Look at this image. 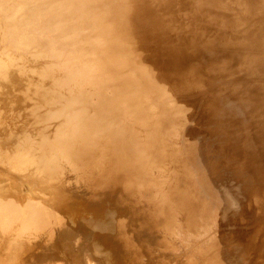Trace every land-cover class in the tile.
Here are the masks:
<instances>
[{
    "label": "rangeland",
    "instance_id": "1",
    "mask_svg": "<svg viewBox=\"0 0 264 264\" xmlns=\"http://www.w3.org/2000/svg\"><path fill=\"white\" fill-rule=\"evenodd\" d=\"M104 1L100 7L108 14L105 20L115 25L126 53L118 59L95 51L109 43L94 30L100 23L94 8L82 17L78 0H0V127H4L0 129V209L13 216L0 224V264H220L209 239L203 237L206 228L188 227L163 197L149 201L143 195L138 187L143 175L159 184L170 182L174 188L179 179L196 177L199 182L193 181L185 191L192 195L209 188L217 196L224 209L213 211L214 221L235 211L238 193L249 204L250 213L241 214L246 221L241 219L237 227L232 223L221 227L217 222L219 226L210 228L216 235H230L228 247H234L239 234L237 241L242 234L245 242H261L250 244V257L237 262L250 264L255 259L264 264L259 255L264 250V18L258 15L264 8H259V0H245L240 5L245 10L237 14V3L232 4L234 10L224 11L222 17L225 32L215 30L214 42L216 10L211 1L192 0L185 6L177 0L169 16L153 9L140 23L128 16L120 0ZM176 6L186 13L185 21L180 16L184 14H175ZM186 17L192 20L188 29L198 42L195 35L189 39L180 34ZM82 19H87L81 24L83 31L76 26ZM138 33H146L148 39ZM199 50L206 52L204 58L200 59ZM210 51L219 62L216 74L206 68ZM173 52L179 53L186 67H196L202 74L199 85L188 79L183 82L188 72L181 79L170 69L175 64ZM157 69L169 73L173 84L158 78ZM110 73L123 78L127 93L135 96L140 108L146 106L145 115L137 116L133 110L125 116L104 115V100L117 92ZM113 122L129 136L128 142L142 148L139 159L125 154L129 148L118 143L123 134ZM200 145L208 150H197ZM203 151L210 164L199 157ZM117 156L120 160H115ZM189 157L195 160L191 166L185 160ZM176 160L193 166L194 174L186 171L180 178L170 167ZM132 185L138 189L130 193ZM198 205L195 217L201 220L205 206ZM230 218L224 221L229 223ZM141 219L151 220L152 226ZM232 258L236 263V256Z\"/></svg>",
    "mask_w": 264,
    "mask_h": 264
},
{
    "label": "bare ground",
    "instance_id": "2",
    "mask_svg": "<svg viewBox=\"0 0 264 264\" xmlns=\"http://www.w3.org/2000/svg\"><path fill=\"white\" fill-rule=\"evenodd\" d=\"M100 1L101 0H78V7L80 8V9H82V10H84V13H83V16L82 17H86V16H88L89 14H90V9L91 8H94V17L100 22L96 27H95V31L97 32V34H99L100 35V39L101 40H106L108 43H109V46L107 47V48H99V47H97L96 49H95V51L97 52V53H99V54H101L103 57H105L106 55H111V56H116L115 58H119V57H121V56H124V54H126L125 52H124V46H123V44L119 41V39L117 38V36L115 35V32H114V28H115V25L113 24V23H111V22H107L105 19H107L108 18V14H107V12H105L104 10H103V8L102 7H100ZM121 2H123L125 5H126V7H127V12H128V16H130V17H133L134 18V20L136 21V22H138V23H140V22H142L143 21V19L146 17V16H148L149 14H150V12H152V10L153 9H156V11H159L160 12V14H161V16L162 17H164L166 14L168 15V10H169V8L173 5V4H175V2L177 1V0H120ZM192 0H181V3L183 4H185V6L186 5H188V4H191L190 2H191ZM209 2L211 1V6H213L214 8H215V12H214V16H213V20H212V32H213V34L214 35H212L211 37H212V41H216L215 39H214V37L216 36V34L218 33V32H216L215 33V30H217V31H219V30H223L224 32H225V25L223 26L222 24H223V19H222V17L224 16V11H226L227 12V10L228 11H231V9H233L232 7V4H236L237 3V14H239V13H241L242 11H244L245 9H242V6H240L242 3H244V1L245 0H232L233 2H228L227 0H208ZM103 2H105L104 0H103ZM193 2V1H192ZM195 2V1H194ZM64 3V2H63ZM178 3V2H177ZM196 3V2H195ZM263 3V4H262ZM178 5V4H177ZM179 5H181V4H179ZM258 5L260 6L259 8H264V7H262L263 5H264V0H259V3H258ZM177 8H178V6H176ZM183 7V6H182ZM175 8V7H174ZM184 8V7H183ZM186 8V7H185ZM171 9V8H170ZM246 9H250V8H246ZM172 10H173V8H172ZM234 10V9H233ZM60 11V10H59ZM171 11V10H170ZM176 11V10H175ZM178 11H179V8H178ZM175 12V14L176 13H178V15H179V13L181 12V11H179V12ZM193 11V10H192ZM64 12V11H63ZM121 12V10H117V13H120ZM182 12H184V11H182ZM181 12V13H182ZM192 12H190V15L191 16H194V15H192L191 14ZM182 14H184V13H182ZM186 14V13H185ZM185 14L184 15H181L180 14V16H182L183 18L182 19H184V16H185ZM56 15V14H55ZM80 15H81V13H80ZM79 15V16H80ZM206 15H207V13H206ZM259 16H262L263 18H264V10H261L260 11V13L258 14ZM169 16V15H168ZM176 16V15H175ZM196 16V15H195ZM81 17V16H80ZM197 17V16H196ZM195 17V18H196ZM59 18V17H58ZM63 18V17H62ZM180 18L181 17H179L178 16V19L180 20ZM187 18V17H186ZM181 19V20H182ZM188 19V18H187ZM186 19V20H187ZM197 19V18H196ZM243 19H245V21L246 22H248L249 23V17L247 16V15H245L244 17H243ZM58 20V19H57ZM210 20V19H209ZM226 20V19H225ZM59 21H60V19H59ZM87 21V19L85 20V21H83V19L81 20V22H79L76 26L78 27V29L81 27V30L83 31V29H82V26H81V24L83 25V22H86ZM184 21H185V19H184ZM229 21V20H228ZM66 22V21H65ZM180 22V21H179ZM182 22H183V20H182ZM67 23H69V22H67ZM178 24V23H177ZM183 25H181L180 27H182L181 28V33L180 34H183L184 36H189V39L193 36L194 37V35H195V39H196V41L198 42V37L196 36V34H195V32H191V31H189V26L192 24V20L191 19H188V21H186V22H184V23H182ZM224 24H226L225 23V21H224ZM65 25V24H64ZM70 26V25H69ZM225 28V29H224ZM67 29V28H66ZM179 29V28H178ZM178 31H180V30H178ZM244 31V30H243ZM72 33V32H71ZM87 33H88V31H87ZM86 33V34H87ZM80 34V33H79ZM177 35V34H176ZM138 36L140 37V38H143V39H148V35L146 34V33H142L141 35L138 33ZM178 37H180V36H178ZM192 37V38H193ZM177 38V37H176ZM217 38V37H216ZM168 40V39H167ZM174 40V39H173ZM176 40V39H175ZM166 42H168V41H166ZM170 42V41H169ZM91 43V42H90ZM170 44V43H169ZM90 45V44H89ZM88 45V46H89ZM94 45H96V44H94ZM171 45V44H170ZM211 45H213V42H211ZM81 46H82V44H81ZM86 46H87V44H86ZM214 46V45H213ZM232 46V45H231ZM218 47H221V46H218ZM230 47V46H229ZM86 48V47H85ZM225 49H227L226 47H225ZM215 50V49H214ZM230 50V49H229ZM228 50V51H229ZM215 51H217V50H215ZM217 53V52H216ZM91 54V53H90ZM177 54H179V53H177ZM175 52H173L172 54H171V56L173 57V59H174V62H175V64H172V66H170V69H172V70H174V72H175V74H177L178 76H179V78H184L185 77V75H186V72H188L189 73V75H187L186 77H185V79H183L184 81L183 82H185V80L186 79H188L189 80V82H192V81H194L196 84H198L199 85V83L202 81V74H201V76H200V74L197 72V68L196 67H192V70H191V67H189V66H185L180 60H179V56L177 55ZM197 54H199V55H201V57H200V59L201 58H204L203 56H206V52H204V51H198L197 52ZM196 54V55H197ZM209 54H210V56H207V58H209V62L207 63L208 65H206V68H207V66L209 67L208 69H209V72L211 73V74H216L217 72H218V69H217V67L219 66L218 65V61H216L215 60V58H216V56H214V54L215 53H212L211 51L209 52ZM195 55V56H196ZM218 55V54H217ZM94 56V55H93ZM126 58H129V59H131V57H129V56H125ZM181 57V56H180ZM222 57H224V56H222ZM206 58V57H205ZM225 58V57H224ZM100 59V58H99ZM196 59V58H195ZM197 60H198V58H197ZM205 60V59H204ZM235 61V60H234ZM84 62V61H83ZM198 62H200L201 63V61H198ZM205 62V61H204ZM204 62H202V65H201V67H204ZM88 63H90V62H88ZM97 63V62H96ZM200 63H198V64H200ZM77 64H79V63H77ZM92 64V63H91ZM91 64H89V67H90V65ZM94 64V63H93ZM193 64H197V63H193ZM235 64H236V62H235ZM80 65H81V67H82V64H79L78 66L80 67ZM91 67H93V66H91ZM76 68H78V67H76ZM75 68V69H76ZM85 68H88V67H85ZM101 68V67H100ZM205 68V69H206ZM85 70V69H84ZM83 70V71H84ZM99 70V69H98ZM101 70V69H100ZM99 70V71H100ZM221 70H222V67H221ZM75 71V70H74ZM79 71H80V69H79ZM90 71V70H89ZM157 71H158V73L156 74L157 75V77L158 78H161V79H163L164 80V83L166 82V84H168V86H170V85H172L173 84V82H172V79L170 78V74L169 73H166V72H164L163 70H159V69H157ZM78 72V71H77ZM96 72H97V70H96ZM194 72V73H193ZM99 73V72H98ZM162 73V74H161ZM78 74H80L81 75V73H78ZM83 74V73H82ZM97 74V73H96ZM205 74V73H204ZM84 76V75H83ZM93 76V75H92ZM110 76L112 77V79H114V80H116V81H114V82H117V87H114V90L115 91H117L116 93H114V94H112V95H109L108 97H106V99L104 100V115H108L109 116V114H116L115 116H117V115H121V116H125V115H128V112H130V111H132L133 110V114H136L137 116H142V115H145V113H146V110H147V108H146V106H144V107H142V108H140L139 106H138V101L136 100V98H135V96L133 95V94H131V93H127V89H125L124 87H123V78H120L119 76H117L116 75V73L115 74H113V73H110ZM204 76V75H203ZM94 77H95V75H94ZM98 77H99V75H98ZM108 77H109V75H108ZM107 77V78H108ZM104 78V77H103ZM223 78H224V76H223ZM225 78H227V77H225ZM9 79V78H8ZM7 80V79H6ZM108 80V79H107ZM227 80H228V78H227ZM227 80L225 79V81H226V83H227ZM4 81H5V79H4ZM224 81V82H225ZM229 81V80H228ZM10 83V82H9ZM96 83V82H95ZM107 83H109L108 81H107ZM101 84V83H100ZM100 84H98V85H100ZM105 85V84H104ZM187 85V84H186ZM228 85V84H227ZM67 86V85H66ZM103 86V85H102ZM101 86V87H102ZM188 86V85H187ZM229 86V85H228ZM78 87V86H77ZM94 87V86H93ZM105 87V86H104ZM97 88H98V86H97ZM108 88H109V86H108ZM111 88V89H110ZM109 89L110 90H112V87H110ZM170 88V87H169ZM189 88H190V86H189ZM73 89V88H72ZM68 90V89H67ZM77 90V89H76ZM75 90V91H76ZM100 91L102 90V89H99ZM99 91V92H100ZM104 91V90H103ZM107 91V90H106ZM192 91V90H191ZM229 91V90H228ZM232 91V90H231ZM110 92H112V91H110ZM230 92V91H229ZM87 94H89V93H87ZM90 95V94H89ZM91 96V95H90ZM99 96V95H98ZM87 97V96H86ZM89 97V96H88ZM69 98V97H68ZM83 99H84V97H83ZM66 100H68V99H66ZM86 100H88V99H86ZM234 102H235V99H234ZM238 102V101H237ZM26 103V102H25ZM45 103V102H44ZM58 102H57V100H56V104H57ZM12 104H13V102H12ZM16 104V103H15ZM240 104V103H239ZM20 105H21V103H20ZM52 106H54V105H52ZM56 106V105H55ZM79 106H81V104L79 105ZM35 107V106H34ZM40 107V106H39ZM37 108V107H36ZM41 108H42V106H41ZM160 108V107H159ZM11 109V108H10ZM30 109V108H29ZM28 109V110H29ZM32 109V108H31ZM34 110V109H33ZM13 111H14V109H13ZM17 111V110H16ZM41 111V110H40ZM81 111V110H80ZM12 112V111H11ZM28 112V111H27ZM45 112V111H44ZM79 112V111H78ZM14 113V112H13ZM29 113V112H28ZM30 113H31V110H30ZM29 113V114H30ZM46 113V112H45ZM80 113V112H79ZM21 114V113H20ZM19 114V115H20ZM26 114V113H25ZM24 114V115H25ZM23 115V116H24ZM31 115H32V113H31ZM44 115V114H43ZM101 115H103V114H101ZM131 115V114H130ZM7 116H9V115H7ZM11 116V115H10ZM14 116V115H13ZM81 116V115H80ZM113 117H114V115H112ZM112 116H110V117H112ZM134 116V115H133ZM21 117V116H20ZM19 117V118H20ZM34 117V116H33ZM39 117V116H38ZM127 117H130V116H127ZM247 117H249V116H247ZM9 118V117H8ZM27 118V117H26ZM32 118V117H31ZM122 118H124V117H122ZM122 118H121V120H122ZM131 118V117H130ZM18 119V118H17ZM42 119V118H41ZM41 119H40V121H41ZM125 119H126V117H125ZM16 120V119H15ZM19 120V119H18ZM31 120V119H30ZM37 120V119H36ZM118 120V119H117ZM121 120H119L120 122H122V124H123V121H121ZM131 120V119H130ZM79 121V120H78ZM182 121V120H181ZM189 121V120H188ZM33 122V121H32ZM39 122V121H38ZM41 122H43V120L41 121ZM50 122V121H49ZM127 122V121H126ZM126 122H125V125H126ZM129 122H131V121H129ZM133 122V121H132ZM31 123V122H30ZM36 123V122H35ZM47 123V122H46ZM94 123V122H93ZM115 123H116V121H115ZM114 122H113V126L115 127V129L117 130V132H120L121 134H123V137L120 139V138H118L119 139V141H118V143L120 144V145H122L123 143L126 145V146H128V148H129V150L127 151V152H125V154H127V155H130V156H136L137 157V159H139V156L141 155V153H143L142 151V148L141 147H139V146H137V144H135L134 142H128V138H129V136H127L126 134H124L123 132L124 131H121V129H117L116 128V124H115ZM32 124V123H31ZM50 124V123H49ZM130 124V123H129ZM186 124H188V123H186ZM185 124V125H186ZM194 124V123H193ZM48 125V124H47ZM55 125V124H54ZM94 125H96L97 126V124L95 123ZM149 125H153V122L151 121V122H149ZM253 125V124H252ZM57 126V125H56ZM27 127H28V124H27ZM32 127V126H31ZM55 127V126H54ZM193 127V126H192ZM251 127H253V126H251ZM4 128V127H3ZM2 128V126L0 127V129L2 130L3 129ZM134 128L135 129H138L136 126H134ZM188 128V130H190L189 129V127H187ZM198 129V128H197ZM250 129V128H249ZM139 130V129H138ZM260 130V129H259ZM33 130H31V132H32ZM141 131V130H140ZM190 131H193V130H190ZM92 132H93V130H92ZM142 132L144 133V131H141V134H142ZM127 133V132H126ZM192 133H194V135H195V132L193 131ZM191 133V134H192ZM251 133V132H250ZM57 134H58V132H57ZM64 134V133H63ZM62 134V135H63ZM24 135V134H23ZM22 135V136H23ZM26 135V134H25ZM24 135V136H25ZM115 135H116V133H115ZM66 136V135H65ZM8 137V136H7ZM53 137V136H52ZM138 137H139V135H138ZM141 137H142V135H141ZM151 137V136H150ZM153 137V136H152ZM144 138V137H143ZM248 138V137H247ZM4 139V138H3ZM24 139H26V138H24ZM53 139V138H52ZM150 140V139H149ZM51 142V141H50ZM73 142V141H72ZM75 142V141H74ZM193 143V142H192ZM195 143V142H194ZM193 143V144H194ZM11 144V143H10ZM49 144V143H48ZM73 144V143H72ZM196 146H198L197 144H196ZM193 147V146H192ZM264 147V146H263ZM50 147H48V149H49ZM51 149V148H50ZM49 149V150H50ZM48 150V151H49ZM197 150H208V148L206 149V148H201V145H200V147H198V149ZM47 151V152H48ZM50 152V151H49ZM204 152V151H203ZM207 152V151H206ZM193 153V152H192ZM118 155V154H117ZM192 155V154H191ZM198 155H199V157L201 158V160H203L205 163H208V164H210V161H208V157H207V153H201L200 152V154H199V152H198ZM118 157V158H117ZM116 158H115V160H120V157L119 156H117ZM149 159V158H148ZM186 161H189L190 162V166L193 164V161H195V160H192V158H187V159H185ZM139 161V160H138ZM182 161H179V160H176L173 164H172V166L170 165V167L172 168V169H174L175 171H177L178 173H179V175H180V178H181V173H183V172H188V173H190V174H194V170H192V167H190L189 166V164H187V162H182ZM139 163H140V161H139ZM141 164V163H140ZM149 164V163H148ZM150 165V164H149ZM148 165V166H149ZM201 164H199V166H200ZM205 165V164H204ZM206 166V165H205ZM150 167V166H149ZM123 168V167H122ZM157 168V167H156ZM209 168H210V166H209ZM205 169V168H204ZM119 170H121V169H119ZM123 170V169H122ZM152 170V169H151ZM158 170V169H157ZM156 170V171H157ZM162 170V169H161ZM161 170H159V171H161ZM210 170H212V167L210 168ZM143 171H144V169H143ZM154 171V170H153ZM152 171V172H153ZM158 171V172H159ZM206 171V170H205ZM213 171V170H212ZM212 171H210V172H212ZM121 172V171H120ZM119 172V173H120ZM126 172V171H125ZM149 172V171H148ZM162 173V172H161ZM207 173V172H206ZM209 173V172H208ZM214 173V172H213ZM128 174V173H127ZM151 174V173H150ZM153 174V173H152ZM210 174H212V173H210ZM209 174V175H210ZM119 175V174H118ZM156 175V174H155ZM214 175L215 174H213V180L215 179V177H214ZM123 176V175H122ZM121 176V177H122ZM126 176H128V175H126ZM191 176V175H190ZM212 176V175H211ZM118 177V176H117ZM122 178H124V176L122 177ZM129 178V177H128ZM186 178V177H185ZM196 177H193V178H189L190 179V181L189 180H186V181H188V182H181V181H184L183 179H179L178 180V182H177V184L178 185H176V188H174L175 186H174V184H171L170 182L167 184V185H163V184H159V183H157V182H154L153 181V179L150 177V176H145V175H143V177H141V176H139V178H138V180L140 181V183H138V187H139V190L143 193V195H145V196H147V199L150 201L151 199L152 200H155V198L156 199H158V200H161V198L163 197V201L165 202V203H167L168 204V209L169 210H173V212L176 214L177 212L178 213H180L182 216H183V218H184V221H185V223H186V225L188 226V227H192V228H194V230H197V229H200V228H206L205 230L204 229H201V230H199L200 232L202 231V230H204L205 232H206V235H204L203 237H205V236H207V239H209V241H208V245H210L211 244V250L213 251V253H214V255H217L218 256V258L220 259V264H221V262H222V264H239V261L237 262V260H242V262L244 263V260L246 259V256L248 255L249 256V253H251V245L250 244H253V242H254V240L252 241V243H250V241L248 240V241H246L245 242V240L247 239V238H245V237H243L242 236V234H241V237H242V240L241 239H239V240H241V242H239V240L237 241V238H239V236H240V227L238 228L239 229V235H237L238 237H236L235 238V242L234 243H236L235 245H234V247H228V245H227V242L228 241H230L231 239H230V235L227 237V234L226 235H216V232H215V228H210V227H213V226H215V224H217V222L218 223H220L221 224V227L222 226H224L226 223V225L228 226V225H231V223L232 224H234V226H236V225H238L242 220L241 219H244V216H241V214H248V213H246V212H249V211H247L248 210V205H247V203L248 202H245V201H242V199H241V197L239 196V194L237 193V197H236V195H235V199L237 200V205H236V207H235V211H233V212H231V215H227L228 217H231V218H233L232 219V221H229V223H228V221H224V219H228V217H226V218H224L222 221L220 220V221H214V215H213V211L214 210H218V211H223V209H224V207H222V206H220V204H219V199L217 198V196H215V195H213L212 194V192H211V190L208 188V189H203L202 191H194L193 193H192V195H189L188 193H186V191H185V187L187 186V185H189V184H191L193 181H197V182H199L197 179H195ZM211 178V177H210ZM211 178V179H212ZM117 179V178H116ZM126 179V178H125ZM142 179V180H141ZM193 179H195V180H193ZM210 179V180H211ZM115 180V179H114ZM212 180V181H213ZM108 181H109V179H108ZM123 181V180H122ZM125 181V180H124ZM171 181V180H170ZM107 182V181H106ZM105 182V183H106ZM117 182V181H116ZM131 182H132V179H131ZM172 182V181H171ZM215 183H213V187H214V184L216 185V182H217V179H215V181H214ZM104 183V184H105ZM110 183H111V181H110ZM109 183V184H110ZM119 183V182H118ZM136 183V182H135ZM113 184V183H112ZM194 184V183H193ZM111 185V184H110ZM118 185V184H117ZM116 185V186H117ZM127 185V184H126ZM131 185V184H130ZM105 186H107V185H105ZM200 188V187H199ZM198 188V189H199ZM118 189V188H117ZM127 189V188H126ZM138 188H137V185H135V188H134V185H132V187H131V191L129 190V192L130 193H132L134 190H137ZM217 189V188H216ZM120 190V189H119ZM122 190H123V188H122ZM138 190V191H139ZM217 191V190H216ZM108 192V191H107ZM118 192V191H117ZM120 192H121V190H120ZM238 192V191H237ZM108 193H110V191L108 192ZM214 193H215V191H214ZM221 193V192H220ZM140 195H141V193H140ZM142 195V196H143ZM220 196H222L223 197V195H220ZM141 197V196H140ZM255 197H253V199H254ZM139 199V198H138ZM254 201H255V203L257 202V199L255 198L254 199ZM148 202V201H147ZM200 203H202L204 206H205V208H204V210L202 211V215H203V213L205 214V218H202L201 220L200 219H197V215H195V208L196 207H198L199 205L198 204H200ZM203 205H201V206H203ZM203 206V207H204ZM2 209V208H1ZM1 209H0V224L3 226L4 224H7L9 221H12V219H13V216H11V213L10 212H2L1 211ZM203 209V208H202ZM201 209V210H202ZM160 213H162L161 212V210L159 211ZM225 213V212H224ZM250 213V212H249ZM222 215H223V213H222ZM195 216H197V217H195ZM238 216V217H237ZM158 217H159V214H158ZM203 217V216H202ZM243 217V218H242ZM231 218H230V220H231ZM237 218H238V221H237ZM239 218H240V220H239ZM245 218H247V217H245ZM147 220V219H146ZM141 221H142V223H147L149 226H152V223H151V220H147V221H144L143 219H141ZM159 221V220H158ZM157 221V222H158ZM244 221H246L245 219H244ZM243 222V221H242ZM150 223V224H149ZM263 223V222H262ZM158 224V223H157ZM206 224H209L208 226L209 227H207V226H205ZM210 224H212V226H210ZM236 224V225H235ZM243 224V223H242ZM245 224H248L247 222H245ZM253 224V222L251 223V225ZM255 224V223H254ZM204 225V226H203ZM218 225V224H217ZM263 225V224H262ZM261 225V226H262ZM219 226V225H218ZM237 227V226H236ZM236 227L234 228V229H232V231H236L235 229H236ZM248 227H249V224H248ZM245 229L247 228V227H244ZM184 229V228H183ZM208 229V230H207ZM210 229V230H209ZM259 229V228H258ZM264 229V228H263ZM190 230V229H189ZM184 231V230H183ZM248 231V230H247ZM182 232V231H181ZM203 232V231H202ZM218 232V231H217ZM242 232V231H241ZM244 232V231H243ZM246 233V232H245ZM264 233V232H263ZM180 234V233H179ZM188 234V233H187ZM176 235V234H175ZM248 235V234H247ZM246 235V236H247ZM262 235V234H261ZM188 236V235H187ZM190 236V235H189ZM245 236V235H244ZM199 238V237H198ZM245 238V239H244ZM244 239V240H243ZM263 240H264V238H263ZM259 241H261V240H259ZM237 242H239V243H237ZM254 243H256V244H261V242H259V243H257V242H254ZM222 244V245H221ZM237 244L239 245V246H237ZM262 245L264 246V244L262 243ZM261 245V246H262ZM231 246H233V245H231ZM254 246V245H253ZM263 248V247H262ZM261 247H260V249H262ZM209 249V248H208ZM254 249V248H253ZM258 249V248H257ZM232 250H234V254H231V253H229L230 251H232ZM255 250V249H254ZM209 251H210V249H209ZM236 252V253H235ZM237 252H239V254L237 255ZM256 252V251H255ZM254 252V253H255ZM261 253L259 254L260 255V259H261V256H263L264 257V250H261L260 251ZM214 255H212L213 257H215ZM232 255H235L236 256V263H234L233 261H234V259L232 258ZM250 257V256H249ZM217 258V257H216ZM216 258H214V259H216ZM258 258V257H257ZM207 259V258H206ZM249 260V259H248ZM218 261V260H217ZM247 261V260H246ZM258 262V261H257ZM257 262H256V260L255 259H252L251 261H250V264H257ZM219 263V262H218ZM206 264H208V263H206ZM216 264V263H215Z\"/></svg>",
    "mask_w": 264,
    "mask_h": 264
}]
</instances>
